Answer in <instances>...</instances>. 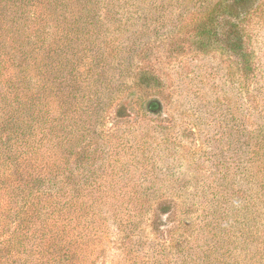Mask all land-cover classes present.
<instances>
[{
  "label": "rangeland",
  "instance_id": "1",
  "mask_svg": "<svg viewBox=\"0 0 264 264\" xmlns=\"http://www.w3.org/2000/svg\"><path fill=\"white\" fill-rule=\"evenodd\" d=\"M99 1L64 51L76 91L48 95L40 75L39 108L58 115L36 134L49 168L31 198L0 191V264H264L220 232L236 211L217 203L257 193L264 233L248 149L264 131V0Z\"/></svg>",
  "mask_w": 264,
  "mask_h": 264
},
{
  "label": "trees",
  "instance_id": "2",
  "mask_svg": "<svg viewBox=\"0 0 264 264\" xmlns=\"http://www.w3.org/2000/svg\"><path fill=\"white\" fill-rule=\"evenodd\" d=\"M240 1L235 0L232 9L237 4L240 5ZM98 4L99 0H0L1 15L8 14L4 15L5 23L0 22V26L4 25L6 28L4 33L0 32V78L7 85L0 102V191H29L31 198L35 196V190L43 186L41 179L33 174L43 173L49 166L47 162L39 161L45 139L37 138L36 134L43 124L50 120L54 122L58 115L50 116V107L44 108L45 111L39 108L38 93L43 88L40 75L47 78L43 84L47 83L45 91L48 95L55 90L59 91L62 85L68 86L72 92L76 91L77 81L73 79L76 65L69 61L64 51L72 41L82 43L87 33L91 35V27L96 26L94 16L99 13ZM49 19L59 20V26L48 23ZM56 34L58 40H55ZM70 38L73 40L70 41ZM3 41L6 46L4 51L1 49ZM90 42L91 39L84 41V46H88ZM2 69H7L6 73ZM43 117L45 122H41ZM68 118L66 116V122ZM69 126L70 123L65 129ZM81 137L82 135L79 136ZM68 140L64 141L63 146ZM47 142L52 140L47 139ZM248 144L250 162L257 169L252 172L251 179L260 187L264 185V131L251 135ZM54 165L55 162H52L51 166ZM54 170L51 167L50 172ZM244 196V200L240 193L218 197L217 203L225 202L222 205L236 211V214L233 212L232 216L229 215L220 232L233 237L239 246L244 244L238 253L246 255L250 249L253 258L263 259V224H258L255 216L261 198H258L257 193ZM237 207H241L240 210ZM214 211L215 215L224 218L229 209L216 206ZM250 220L255 222L251 224ZM238 226L240 231L233 232ZM209 264L216 263L209 258Z\"/></svg>",
  "mask_w": 264,
  "mask_h": 264
}]
</instances>
